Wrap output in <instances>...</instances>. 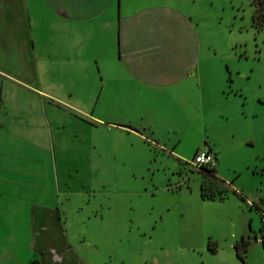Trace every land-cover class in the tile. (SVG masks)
<instances>
[{"label": "rangeland", "instance_id": "1", "mask_svg": "<svg viewBox=\"0 0 264 264\" xmlns=\"http://www.w3.org/2000/svg\"><path fill=\"white\" fill-rule=\"evenodd\" d=\"M176 4L199 22L202 72L193 110L181 109L179 100L166 104L163 96L123 103L97 98L98 75L82 74L76 62L68 71L60 36L40 42L55 65L40 80L54 82L53 94L64 100L74 82L77 97L68 101L85 115L69 116L63 103L56 105L58 130L52 129L62 141L54 153L58 179L69 186L68 200L59 193L62 229L67 250L82 264H264L258 242L264 213V30L252 24L250 0ZM207 148L224 182L223 198L199 195L202 176L190 163ZM46 173L40 192L48 195L53 176ZM6 230L0 233V264H37L39 253L15 240L21 231ZM240 237L248 240L244 262L232 247ZM4 248L12 252L7 262ZM49 250L42 260L52 258Z\"/></svg>", "mask_w": 264, "mask_h": 264}, {"label": "crops", "instance_id": "2", "mask_svg": "<svg viewBox=\"0 0 264 264\" xmlns=\"http://www.w3.org/2000/svg\"><path fill=\"white\" fill-rule=\"evenodd\" d=\"M198 23L176 0H0V233L21 231L15 240L39 253L37 264H82L62 229L59 193L68 200L69 186L58 179L54 153L62 141L52 129L61 103L69 116H85L68 101L77 97L74 82L64 100L53 94L54 82L40 80L55 66L41 40L60 36L68 71L76 62L82 74L98 75L97 98L163 96L193 110L202 72ZM48 171L54 178L46 195L40 190ZM48 249L52 258L42 260Z\"/></svg>", "mask_w": 264, "mask_h": 264}, {"label": "trees", "instance_id": "3", "mask_svg": "<svg viewBox=\"0 0 264 264\" xmlns=\"http://www.w3.org/2000/svg\"><path fill=\"white\" fill-rule=\"evenodd\" d=\"M250 5L252 6L251 21L253 26L256 29L264 30V0H250ZM202 176V181L206 180L205 183L201 182L199 184V195L202 198H223L225 187L223 185V180L218 178L214 172V167H199L196 169ZM214 183V185H212ZM232 193L235 194L241 201H243V196L232 190ZM260 221L261 228L259 230V240L258 242L264 247V213L260 212ZM255 239V237H254ZM256 240V239H255ZM248 246L247 238L240 237V239L232 246L236 257L244 262V253ZM207 248L210 252L215 250V247L210 245V242L207 244Z\"/></svg>", "mask_w": 264, "mask_h": 264}, {"label": "built area", "instance_id": "4", "mask_svg": "<svg viewBox=\"0 0 264 264\" xmlns=\"http://www.w3.org/2000/svg\"><path fill=\"white\" fill-rule=\"evenodd\" d=\"M190 164L196 169H198L199 167H202V166L214 167V165H215V156L207 148V149H204V150L196 152L194 154Z\"/></svg>", "mask_w": 264, "mask_h": 264}]
</instances>
